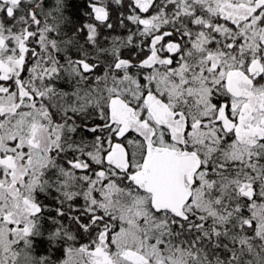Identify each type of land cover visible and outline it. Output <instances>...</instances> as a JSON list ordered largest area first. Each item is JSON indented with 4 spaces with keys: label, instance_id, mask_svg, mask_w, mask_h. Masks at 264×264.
I'll list each match as a JSON object with an SVG mask.
<instances>
[{
    "label": "snow or ice",
    "instance_id": "snow-or-ice-1",
    "mask_svg": "<svg viewBox=\"0 0 264 264\" xmlns=\"http://www.w3.org/2000/svg\"><path fill=\"white\" fill-rule=\"evenodd\" d=\"M0 264H264V0H0Z\"/></svg>",
    "mask_w": 264,
    "mask_h": 264
}]
</instances>
